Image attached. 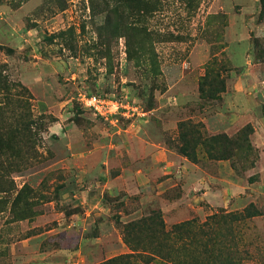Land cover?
I'll list each match as a JSON object with an SVG mask.
<instances>
[{
	"label": "rangeland",
	"instance_id": "rangeland-1",
	"mask_svg": "<svg viewBox=\"0 0 264 264\" xmlns=\"http://www.w3.org/2000/svg\"><path fill=\"white\" fill-rule=\"evenodd\" d=\"M182 124L247 128L254 151L195 164ZM250 204L223 238L245 264L264 261V0H0V264H109L148 246L132 224L153 211L170 229Z\"/></svg>",
	"mask_w": 264,
	"mask_h": 264
},
{
	"label": "trees",
	"instance_id": "trees-1",
	"mask_svg": "<svg viewBox=\"0 0 264 264\" xmlns=\"http://www.w3.org/2000/svg\"><path fill=\"white\" fill-rule=\"evenodd\" d=\"M259 43L258 40L255 42L256 48H259ZM214 60L212 58L213 63L207 66L206 79L214 75L211 69L215 65ZM221 85L222 92H225L224 83ZM201 91L204 93L203 85ZM181 128H189L182 138L181 153L195 164L199 163L195 148L200 145L208 147L207 155L212 160L231 159L235 150L246 157L254 151L247 128L242 129L235 139L226 134L208 135L201 131L199 125L182 124ZM258 216H262L261 212L254 204H250L241 212L220 211L209 215L204 223L199 224L196 219H192L168 229L162 213L153 211L149 217L136 225L132 224L134 228H145L148 246L143 250L131 248L132 252L128 256L113 259L109 264H139V260L145 264H245L246 257L243 258L242 254L250 257L248 251L242 253L237 247L226 245L223 241L224 233L228 229L237 231L239 223ZM247 264H264V261L253 257Z\"/></svg>",
	"mask_w": 264,
	"mask_h": 264
},
{
	"label": "built area",
	"instance_id": "built-area-1",
	"mask_svg": "<svg viewBox=\"0 0 264 264\" xmlns=\"http://www.w3.org/2000/svg\"><path fill=\"white\" fill-rule=\"evenodd\" d=\"M81 97L84 108L101 118H131L144 115L141 107L132 103L128 96L114 98L97 94H82Z\"/></svg>",
	"mask_w": 264,
	"mask_h": 264
},
{
	"label": "crops",
	"instance_id": "crops-1",
	"mask_svg": "<svg viewBox=\"0 0 264 264\" xmlns=\"http://www.w3.org/2000/svg\"><path fill=\"white\" fill-rule=\"evenodd\" d=\"M196 180H194V184L193 185H196L197 183H201L202 181H201V177L199 176V175H196ZM236 191H237V193H239L240 192V190H237L236 189ZM239 195V194H238ZM195 197H196V195H195Z\"/></svg>",
	"mask_w": 264,
	"mask_h": 264
}]
</instances>
